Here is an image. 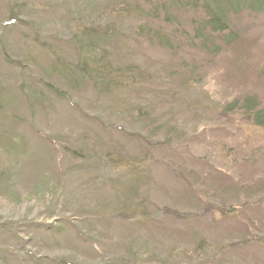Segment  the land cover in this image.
Segmentation results:
<instances>
[{
  "label": "rangeland",
  "instance_id": "rangeland-1",
  "mask_svg": "<svg viewBox=\"0 0 264 264\" xmlns=\"http://www.w3.org/2000/svg\"><path fill=\"white\" fill-rule=\"evenodd\" d=\"M132 1L0 0V264H264V128L225 111L264 108V14L209 54ZM78 26L104 93L50 71Z\"/></svg>",
  "mask_w": 264,
  "mask_h": 264
},
{
  "label": "trees",
  "instance_id": "trees-1",
  "mask_svg": "<svg viewBox=\"0 0 264 264\" xmlns=\"http://www.w3.org/2000/svg\"><path fill=\"white\" fill-rule=\"evenodd\" d=\"M120 1L123 2V0ZM141 1L149 7L148 10H141L139 8L135 10L161 21L166 26L174 25V13L187 10L195 11L198 17L192 21V37L188 43L197 46L199 51L209 54H218L224 46H229L235 41L236 35L233 32V18L243 13L251 15L264 14V0ZM130 2L132 5L127 4L128 8H136V4L132 0ZM121 11L128 12V9L123 7ZM9 18H11V23L15 21V16L10 15ZM143 29L141 28L140 30L143 31ZM107 31H109V28ZM147 31L150 32L149 30ZM75 32L70 44L72 45V49L75 50L76 62L63 63L60 56H58V52L52 51L56 57L54 66L50 69L51 73L72 88L83 87L85 82L88 81L95 92L104 93L106 90L108 91L111 72L106 61L107 59L101 58L102 55L94 57L95 54L91 57L88 54L85 57L82 56L84 51H97L101 44L104 46V44L108 43L106 33L98 28L79 26ZM149 38L150 40H153V38L159 39L156 33L153 35L149 34ZM160 41H164V38L162 37ZM51 73L47 71L48 75H51ZM236 110L241 111L247 116L255 128H264V108H261L254 98L232 102L225 108L227 113H232ZM119 164L123 167L127 166L123 163Z\"/></svg>",
  "mask_w": 264,
  "mask_h": 264
}]
</instances>
